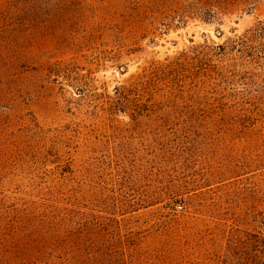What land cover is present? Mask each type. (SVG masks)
Returning a JSON list of instances; mask_svg holds the SVG:
<instances>
[{
  "label": "rangeland",
  "instance_id": "1",
  "mask_svg": "<svg viewBox=\"0 0 264 264\" xmlns=\"http://www.w3.org/2000/svg\"><path fill=\"white\" fill-rule=\"evenodd\" d=\"M261 236L264 0H0V264H264Z\"/></svg>",
  "mask_w": 264,
  "mask_h": 264
},
{
  "label": "trees",
  "instance_id": "2",
  "mask_svg": "<svg viewBox=\"0 0 264 264\" xmlns=\"http://www.w3.org/2000/svg\"><path fill=\"white\" fill-rule=\"evenodd\" d=\"M224 45H219L220 49H223ZM171 65L170 64H165V65H157L155 67H153L152 70H148V72H145L139 76L136 77V80L130 84V86H123L122 89V93L121 91H119V95L121 97H123L126 100V106L131 110L132 115L134 116V112H139L140 107L135 105L134 103H132V100H130L131 95L133 94L132 92L134 90L137 89H141V88H145V87H149V85L151 84L150 81L152 79V77L160 70H163V72L165 71L166 67H169ZM57 67H60L57 65ZM60 71V69H59ZM260 242L262 243L261 247H264V237L261 236L260 238ZM75 249H79L80 247V243H75L74 244Z\"/></svg>",
  "mask_w": 264,
  "mask_h": 264
}]
</instances>
